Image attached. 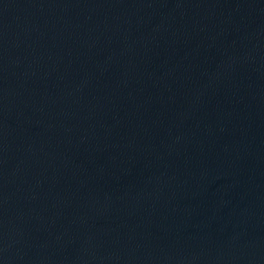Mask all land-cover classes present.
<instances>
[{
	"label": "water",
	"instance_id": "95a60500",
	"mask_svg": "<svg viewBox=\"0 0 264 264\" xmlns=\"http://www.w3.org/2000/svg\"><path fill=\"white\" fill-rule=\"evenodd\" d=\"M0 264H264V0H0Z\"/></svg>",
	"mask_w": 264,
	"mask_h": 264
}]
</instances>
